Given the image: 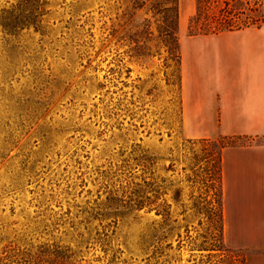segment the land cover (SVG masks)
Segmentation results:
<instances>
[{
  "label": "rangeland",
  "instance_id": "rangeland-1",
  "mask_svg": "<svg viewBox=\"0 0 264 264\" xmlns=\"http://www.w3.org/2000/svg\"><path fill=\"white\" fill-rule=\"evenodd\" d=\"M258 2L246 16L261 26ZM195 8L0 0V264H264V250L231 247L206 214L198 141L218 151L229 140L182 124L183 86L214 77L199 51L217 37L189 34ZM149 176L154 203L137 210Z\"/></svg>",
  "mask_w": 264,
  "mask_h": 264
},
{
  "label": "crops",
  "instance_id": "crops-1",
  "mask_svg": "<svg viewBox=\"0 0 264 264\" xmlns=\"http://www.w3.org/2000/svg\"><path fill=\"white\" fill-rule=\"evenodd\" d=\"M199 55L213 60V79L182 89L184 128L215 129L210 137H242L222 150L224 239L264 250V24L214 35Z\"/></svg>",
  "mask_w": 264,
  "mask_h": 264
},
{
  "label": "trees",
  "instance_id": "trees-1",
  "mask_svg": "<svg viewBox=\"0 0 264 264\" xmlns=\"http://www.w3.org/2000/svg\"><path fill=\"white\" fill-rule=\"evenodd\" d=\"M253 3H249L247 0H243L244 7L236 8L235 0H196V8L194 14L191 16L188 23V31L191 36H212L226 32H234L243 30L249 27H259L258 18L247 17L246 12L254 13L260 6L258 0H251ZM245 16V19L241 17ZM179 59V54L177 55ZM180 82V80H179ZM181 89L179 83V90ZM182 105L180 99V107ZM181 113V108H180ZM229 142L223 143L218 146V151L211 149L210 147L215 143L208 139H201L199 144L205 147V157L203 160L209 164L207 169L205 183L206 191L204 192L205 210L208 216V220L212 223L215 222L219 225L220 234L224 235V221H223V205H222V166H221V154L222 150L228 146L236 145L234 140L242 137H224ZM246 139V138H245ZM143 163V171L151 175L150 169L153 166V158L146 155L141 156ZM148 181H144V188L134 200L133 204L137 210L145 208L150 209L154 201L152 177H148ZM224 237V236H223ZM69 251L68 249H61V247L54 246L53 251L56 254ZM225 263V261H223ZM232 264H245V259L240 256H234L231 260ZM20 264H38L32 259L21 262ZM57 264H68L65 261L58 262Z\"/></svg>",
  "mask_w": 264,
  "mask_h": 264
}]
</instances>
